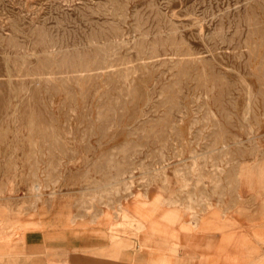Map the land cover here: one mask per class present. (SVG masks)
Masks as SVG:
<instances>
[{
    "label": "rangeland",
    "instance_id": "obj_1",
    "mask_svg": "<svg viewBox=\"0 0 264 264\" xmlns=\"http://www.w3.org/2000/svg\"><path fill=\"white\" fill-rule=\"evenodd\" d=\"M135 194L254 228L198 260H264V0H0V264L81 223L147 247Z\"/></svg>",
    "mask_w": 264,
    "mask_h": 264
},
{
    "label": "crops",
    "instance_id": "obj_2",
    "mask_svg": "<svg viewBox=\"0 0 264 264\" xmlns=\"http://www.w3.org/2000/svg\"><path fill=\"white\" fill-rule=\"evenodd\" d=\"M135 195L133 199L124 201V208L136 219V226L145 229L138 234V240L144 241V244L148 245L147 247L145 246V248L139 250L136 246L134 249H124L126 241L123 240L124 243H122V240L113 242L110 240V235L108 239L103 237L99 233L103 226L101 224L100 226L97 225L98 222L93 225L81 223L77 227L69 225L46 229H30L24 234L25 237L28 236L26 244L30 256L27 261L18 258L16 264H150L147 261L150 260L149 257L152 254L149 253L148 248L163 250V244L166 242L165 238L171 235V232H175L177 236L179 233L180 246H178L177 252L173 255L168 254L164 258L160 256L156 260L151 257L150 262L152 264H207L205 257L199 259V261L197 255L201 254L202 256V254L213 253L210 247L217 242L220 233L227 241L226 236L230 232L226 227L234 226L229 230H231V233L239 235L254 232V228L249 227L248 230L250 231H246L247 227H235V222L232 220H220L217 223L207 219L199 222L198 225L200 226H196L197 222L190 221V217L185 210L171 207L170 197L156 194L149 196L147 194V197L156 198L152 200L153 202L148 207L145 206V201L140 198L139 194ZM216 216L220 219V214L216 213ZM66 221L71 222L70 219ZM110 223L112 224V222ZM207 227L220 233L203 231ZM180 229L191 232L186 234L180 232ZM146 230L148 233L145 234ZM259 241L264 242V236ZM186 243L189 246H186ZM12 245L15 247V242L0 243V251H10L7 252V255H9L14 251ZM188 254L192 255L190 259H188ZM216 259L214 257L213 261H216ZM256 261L257 264H264V260L261 258Z\"/></svg>",
    "mask_w": 264,
    "mask_h": 264
},
{
    "label": "bare ground",
    "instance_id": "obj_3",
    "mask_svg": "<svg viewBox=\"0 0 264 264\" xmlns=\"http://www.w3.org/2000/svg\"><path fill=\"white\" fill-rule=\"evenodd\" d=\"M127 212V214H128V216H130L131 218H133V219H135L134 217H133V215H131L130 213H128V211H126ZM125 213V212H124ZM264 215V214H263ZM136 220V219H135Z\"/></svg>",
    "mask_w": 264,
    "mask_h": 264
}]
</instances>
